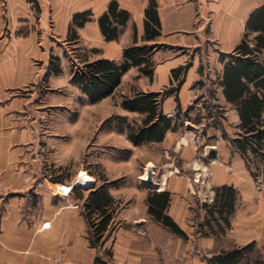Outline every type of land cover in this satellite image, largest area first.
<instances>
[{"label": "crops", "instance_id": "crops-1", "mask_svg": "<svg viewBox=\"0 0 264 264\" xmlns=\"http://www.w3.org/2000/svg\"><path fill=\"white\" fill-rule=\"evenodd\" d=\"M154 1L161 35L152 42H145V11L150 0H0V177L7 185L6 193L0 195V264H97L100 252L109 247L112 259L119 264H208L201 252L191 249L188 230L196 231L194 245L215 251L209 258L222 250L250 243H256L264 255V198L253 190L243 158L232 149L226 152L214 146L212 148L218 151L211 153L210 159H197L189 144L191 138L183 137L184 134L178 136L179 132H170L162 143L151 146H162L166 151L178 146L183 150L184 165L192 168L195 180L171 174L160 180L154 174L153 178L158 192L171 193L167 213L187 234L186 241L155 224L148 213L149 189L138 182L136 191L127 195L110 190L114 199H126L128 206L116 216L115 228L102 248L94 249L88 220L83 216V204L88 195L83 197L74 189L65 194V188L59 184L51 186L50 178L43 172V149L52 142L51 110L71 104L66 98L67 89L77 92L78 98L82 95L71 84L66 46L89 51L90 61L122 62L125 48L160 45L152 55L153 76L141 77L138 86L145 94L164 93L174 83L172 71L185 65L182 56L174 57L170 52L181 48L195 50L211 41L216 43L219 55L231 53L241 43L243 35L238 36L252 11L264 7V0ZM112 3L127 12L130 20L120 29L119 39L108 43L100 32L98 20ZM79 13H90L91 22L77 30L79 40L71 43L69 30L73 17ZM51 31L59 37L55 48L45 40ZM52 57L61 61V73L47 76ZM135 73L140 75L139 67L125 73L119 88L126 77H136ZM45 82L44 90L53 91L61 98L49 103L50 96L45 93L41 97L44 96L47 103L36 106L40 97L38 86ZM191 86L188 78L182 84L178 100L171 95L163 101L165 116L176 118L190 107L182 95ZM120 107L124 116L143 117L124 110L122 104ZM237 117L239 124L238 114ZM183 145L186 147L181 149ZM212 148L207 147V153ZM206 160L212 164H207ZM145 164V172L154 166L151 160ZM194 165L199 167L194 168ZM238 173L243 177L242 183ZM90 183L91 180L84 184L76 181L75 187L84 188ZM199 183L201 186H197ZM222 186L237 189L243 206L241 211L239 208L235 211L238 220L232 226L239 242L229 249L216 250L219 239L201 237L198 226L202 222L195 225L190 220L194 200L212 199L215 189ZM199 212L201 219L206 218L204 210ZM101 262L110 264L105 259Z\"/></svg>", "mask_w": 264, "mask_h": 264}, {"label": "trees", "instance_id": "trees-1", "mask_svg": "<svg viewBox=\"0 0 264 264\" xmlns=\"http://www.w3.org/2000/svg\"><path fill=\"white\" fill-rule=\"evenodd\" d=\"M150 1V6L145 11V42H152L161 35L157 4L154 0ZM90 16V13H79L73 17L69 42L76 43L79 40L77 30L91 22ZM129 20L128 13L120 11L118 5L112 3L108 12L98 20L100 32L106 42L117 41L120 29L125 27ZM240 42L231 53L219 55L222 74L218 83L224 100L239 116V124L235 127L237 138L230 137L223 128L224 107H206L208 116L205 119L210 121L213 127L222 130L223 138L231 144L232 152L243 158L246 169L256 177L252 166H255L258 160L264 164V7L252 11ZM160 47L152 45L125 48L122 62L104 59L90 61L85 58L81 60L80 66L73 64L71 84L82 92L89 104L101 103L116 94L125 73L131 68L139 67L141 75L152 77V55ZM50 62L47 76L60 74L61 61L52 57ZM185 71L184 67L172 71L174 80L179 81ZM171 95H178V89L171 87L164 93H139L124 97L122 108L143 116L140 126L128 127V140L132 146L140 148L162 143L170 132L177 133L185 127L180 116H165L162 111L163 101ZM176 99L178 100V97ZM73 191L80 195L82 193L78 189ZM238 195L233 186L215 189L213 205L203 206L207 217L198 226V234L201 237L219 239L227 234L236 211ZM170 200L171 193L167 191L151 193L147 198L149 216L155 224L186 241L187 234L168 216ZM83 205V216L88 220L90 228L91 246L100 250L115 228L119 204L111 196L107 186H99ZM261 252L256 243H250L244 247L222 250L208 258L207 263L264 264V255ZM107 254L111 257L110 253ZM255 255L257 258H254ZM96 262L104 264L99 259Z\"/></svg>", "mask_w": 264, "mask_h": 264}, {"label": "rangeland", "instance_id": "rangeland-1", "mask_svg": "<svg viewBox=\"0 0 264 264\" xmlns=\"http://www.w3.org/2000/svg\"><path fill=\"white\" fill-rule=\"evenodd\" d=\"M244 32L245 29L238 37L241 38ZM58 39L59 37L53 31L47 33L45 36L46 42L49 45L52 44L54 48V43ZM205 43L201 48H196L195 50L181 48L170 52L171 56H182L185 60L183 67L186 68L185 74L183 75L182 73L180 80H174L173 85H171L174 90L178 89V95L174 96L179 97L182 84L186 79L189 78V83H192L191 88L185 89L182 95L184 101L189 102L190 107L186 108L184 113L180 112L185 127L180 129L178 136L184 134L183 137L189 136L191 138L189 144L195 150L197 159H210L211 152L207 153V147L212 148L215 146L217 149H225L226 152H231V144L224 140L222 130L213 127L211 122L205 119L208 116L206 107H224L225 119L222 120L223 128L230 137L237 138L235 127L238 124L237 114L222 99V90L218 86L219 77L222 74V66L218 62L219 49H217L216 43H211V41ZM65 48L68 50L66 58H68L71 69L73 64L80 66L81 60L85 58L92 59L90 52L84 48L78 50L68 46ZM135 74H137L136 77L135 75L126 77L123 85L114 96L96 105L89 104L83 95H81V98H78V93L71 89L65 90L66 94L68 92L66 98L71 100V104L51 110L50 118L52 122L50 134L52 142L51 145L46 146L47 149L42 146L44 148L41 159L42 169L50 178L51 186L55 184L63 186L66 194L70 192L69 190L75 188L76 181L84 184V182L86 183L91 180L89 186L76 188L81 190L83 197L87 195L89 197L99 186H107L109 191L114 190L126 193L125 195H127L129 192L136 191L135 188L138 182L144 184L142 177L146 175L145 169L147 165L145 163L149 160L154 162V166L151 169L154 174H157L159 180L164 175L170 174L171 176H186L190 180L193 179L192 168L190 169L184 165L183 159H181L183 150H179L178 146L167 151L162 146L140 147L139 150H135L131 146L128 140V127L140 126L143 117L124 116L120 105L124 97H132L142 93V89L138 85L139 79L144 75ZM41 86L43 87L42 89ZM44 88H47L46 82L38 86L40 102L35 103L36 106L47 103L45 97H41L45 93L50 96L49 103L59 101L61 97L59 98L54 95L55 92L53 91H45ZM182 140L180 139L179 142L181 143ZM189 144L187 143V145ZM184 147L186 145H183L181 149ZM214 151L217 152L218 150L214 149ZM206 163L212 164L208 160H206ZM194 168H196V165H194ZM252 169L255 171L256 177L248 170L245 171L247 172L248 180H251L250 185L253 186L252 188L255 193L261 194L264 198V164L258 160L255 166H252ZM241 176L238 173V178H240L242 183L243 177ZM201 184L199 183L197 186H201ZM148 191L149 195L156 192ZM213 200L214 197L212 199L205 197L202 201L194 200L195 206L191 211L192 217L190 222L195 225L200 224V222L203 223L206 218L201 219V212L199 210H204V205L212 206ZM116 201L119 204V212L127 208L128 203H126V199H117ZM237 201L236 211L237 208L241 211L243 201L240 194ZM237 220V215L234 213L231 219V228L226 235L219 238V241H217L218 247H215L216 250H219V248L229 249V247L237 245L236 243L239 240L236 239V234L232 231V226H234V222ZM188 225L191 224L188 222ZM188 231L190 232L189 239L192 243L191 245L189 244L191 249L193 248L196 252H201L203 259H208L215 251L201 249L198 245H194L193 242L197 239L196 231ZM107 253L112 255L111 247L102 250L100 258L112 264L114 260ZM254 258H257V255Z\"/></svg>", "mask_w": 264, "mask_h": 264}, {"label": "water", "instance_id": "water-1", "mask_svg": "<svg viewBox=\"0 0 264 264\" xmlns=\"http://www.w3.org/2000/svg\"><path fill=\"white\" fill-rule=\"evenodd\" d=\"M210 152L211 153H214V148H212L211 150H210ZM145 174H147V177H146V180L144 181V186L147 188V189H149L150 191H157L158 190V188L157 187H155V185H154V180H153V177H154V172H153V170L150 168V169H147L146 170V172H145ZM93 186V185H92ZM91 187V186H90ZM75 188H78V187H75ZM75 188H72V190L73 189H75Z\"/></svg>", "mask_w": 264, "mask_h": 264}, {"label": "built area", "instance_id": "built-area-1", "mask_svg": "<svg viewBox=\"0 0 264 264\" xmlns=\"http://www.w3.org/2000/svg\"><path fill=\"white\" fill-rule=\"evenodd\" d=\"M6 190H7L6 182L3 180V178L0 177V195L5 194ZM112 264H119V263L116 261L114 262L112 261Z\"/></svg>", "mask_w": 264, "mask_h": 264}, {"label": "bare ground", "instance_id": "bare-ground-1", "mask_svg": "<svg viewBox=\"0 0 264 264\" xmlns=\"http://www.w3.org/2000/svg\"><path fill=\"white\" fill-rule=\"evenodd\" d=\"M183 142H186V140H183ZM152 167V165H150ZM199 165H196V168H198ZM166 172V171H165ZM167 176V175H166ZM146 177H147V174L145 176L142 177V180L145 181L146 180ZM163 181L165 182V180L163 179ZM163 182V183H164ZM158 184V183H157ZM154 185L156 186V184L154 183ZM157 187V186H156ZM161 188H163V185L161 184Z\"/></svg>", "mask_w": 264, "mask_h": 264}]
</instances>
